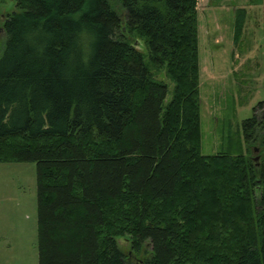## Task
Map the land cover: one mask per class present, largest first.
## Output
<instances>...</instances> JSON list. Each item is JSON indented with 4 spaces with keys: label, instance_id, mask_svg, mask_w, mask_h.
I'll return each mask as SVG.
<instances>
[{
    "label": "trees",
    "instance_id": "trees-1",
    "mask_svg": "<svg viewBox=\"0 0 264 264\" xmlns=\"http://www.w3.org/2000/svg\"><path fill=\"white\" fill-rule=\"evenodd\" d=\"M116 1L15 0L3 22L0 162L35 163L38 264H128L125 233L138 264H264V158L200 151L197 1Z\"/></svg>",
    "mask_w": 264,
    "mask_h": 264
},
{
    "label": "rangeland",
    "instance_id": "rangeland-1",
    "mask_svg": "<svg viewBox=\"0 0 264 264\" xmlns=\"http://www.w3.org/2000/svg\"><path fill=\"white\" fill-rule=\"evenodd\" d=\"M109 1L120 10L116 0ZM196 1L200 151L204 155L227 149L233 154L242 151L252 162L259 154L255 163L260 166L264 131L246 142L241 129L242 121L253 112L257 117L264 114V107L258 106L264 101V26L249 17L248 8L257 5V0ZM241 7L246 9V18L240 37L235 39V10ZM14 9L15 0H0V54L5 43L3 22ZM135 46L147 51L141 39ZM158 77L173 86L164 74ZM254 147H259L260 153L256 154ZM36 220L35 163L0 162V264H38ZM118 244L128 264H138L151 251L149 241L135 251L127 233L118 238Z\"/></svg>",
    "mask_w": 264,
    "mask_h": 264
},
{
    "label": "crops",
    "instance_id": "crops-1",
    "mask_svg": "<svg viewBox=\"0 0 264 264\" xmlns=\"http://www.w3.org/2000/svg\"><path fill=\"white\" fill-rule=\"evenodd\" d=\"M256 4L257 5H251L250 4L248 6L249 13H250L249 17L251 15L252 19H254L256 21V23L258 22V20H260L264 26V0H259V2ZM254 6H256V9L254 8ZM257 15L259 16V19H257V17H258Z\"/></svg>",
    "mask_w": 264,
    "mask_h": 264
},
{
    "label": "flooded vegetation",
    "instance_id": "flooded-vegetation-1",
    "mask_svg": "<svg viewBox=\"0 0 264 264\" xmlns=\"http://www.w3.org/2000/svg\"><path fill=\"white\" fill-rule=\"evenodd\" d=\"M259 117L261 118L262 121L264 120V114H262V115L259 116ZM262 132H263V131H262ZM253 150H254V152L256 151V154L260 153V149H259V147H254ZM258 157H259V154H258ZM258 157H257V156L254 157L253 161L255 162V161L257 160ZM256 164H258V163L256 162Z\"/></svg>",
    "mask_w": 264,
    "mask_h": 264
}]
</instances>
